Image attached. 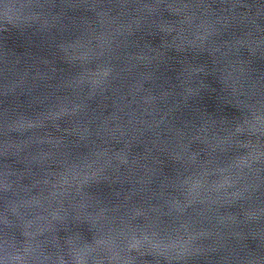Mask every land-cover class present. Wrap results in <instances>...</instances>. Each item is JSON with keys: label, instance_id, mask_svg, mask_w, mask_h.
<instances>
[{"label": "water", "instance_id": "95a60500", "mask_svg": "<svg viewBox=\"0 0 264 264\" xmlns=\"http://www.w3.org/2000/svg\"><path fill=\"white\" fill-rule=\"evenodd\" d=\"M0 238L264 264V0H0Z\"/></svg>", "mask_w": 264, "mask_h": 264}, {"label": "clouds", "instance_id": "9594fccd", "mask_svg": "<svg viewBox=\"0 0 264 264\" xmlns=\"http://www.w3.org/2000/svg\"><path fill=\"white\" fill-rule=\"evenodd\" d=\"M185 7L187 6L185 5ZM188 15H191V14L189 13ZM5 245H7V241L3 240V243L0 244V254L6 253L11 264H20V261L22 258L20 257L19 252H18V248L20 247L19 244H17L15 247L5 246Z\"/></svg>", "mask_w": 264, "mask_h": 264}]
</instances>
